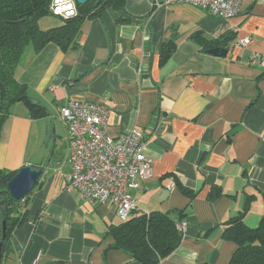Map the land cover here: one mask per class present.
<instances>
[{"label": "crops", "instance_id": "obj_1", "mask_svg": "<svg viewBox=\"0 0 264 264\" xmlns=\"http://www.w3.org/2000/svg\"><path fill=\"white\" fill-rule=\"evenodd\" d=\"M156 1L127 0L125 10L85 20L77 48L49 43L23 54L17 79L48 114L35 119L24 104L12 106L1 133L0 169L30 164L43 173L4 264H144L111 248L107 231L122 222L114 206L92 204L70 186V138L59 111L71 99L110 107L107 129L114 137L133 128L144 132L154 176L134 191L138 209L131 215L168 211L176 220L185 210L179 247L157 264H229L237 245L223 232L248 196L254 199L245 223L259 224L264 79L258 76L264 66L254 55L264 59V0H244L229 19L188 3L157 8ZM229 32L223 57L193 39ZM245 37L250 44L240 43ZM170 41L175 51L161 65ZM177 182L196 193L191 202ZM214 186L222 195L211 201Z\"/></svg>", "mask_w": 264, "mask_h": 264}, {"label": "trees", "instance_id": "obj_2", "mask_svg": "<svg viewBox=\"0 0 264 264\" xmlns=\"http://www.w3.org/2000/svg\"><path fill=\"white\" fill-rule=\"evenodd\" d=\"M96 1L91 0L84 5L77 4V16L70 19L58 17L60 19L58 25L43 29L40 26V19L46 14L53 15L49 9L51 0H0V140L13 105L24 104L30 116L35 119L48 114L47 109L30 95L29 87L21 83L16 76L19 62L27 48L32 46L39 52L49 43H54L63 50L77 48L85 20L98 17L107 9L125 10L127 3V0H100L95 4ZM193 39L204 51H208L219 46L226 47L233 39V33L223 34L216 39H207L201 34H196ZM174 51L173 41L163 46L161 65L171 58ZM258 79H264V70ZM18 171L0 169V241L3 221L7 220L0 264H4L12 250L13 230L28 218V202L34 190L24 199L15 200L11 197L8 183ZM177 184L191 202L196 193L178 182ZM221 195V187L214 186L208 198L214 201ZM253 199V195L248 196L238 215L226 223L223 238L237 245L229 264H264V214L256 227H250L245 223ZM184 218L185 210L179 211L176 220L168 211L133 214L126 221L111 226L106 236L113 239L111 248L123 250L144 264H157L179 247L184 232L177 228V224Z\"/></svg>", "mask_w": 264, "mask_h": 264}, {"label": "built area", "instance_id": "obj_3", "mask_svg": "<svg viewBox=\"0 0 264 264\" xmlns=\"http://www.w3.org/2000/svg\"><path fill=\"white\" fill-rule=\"evenodd\" d=\"M244 0H161L160 8L173 3H188L223 19L237 15ZM77 0H51L50 12L59 18L70 19L78 15ZM252 39L240 40L242 45ZM254 58L264 66V59ZM111 108L84 99H71L60 108V117L70 138L69 183L92 204L111 203L122 221L138 209L134 191L153 178L154 162L145 153L144 132L133 128L117 137L107 129ZM175 187L171 183L169 188ZM187 222L177 224L184 232Z\"/></svg>", "mask_w": 264, "mask_h": 264}, {"label": "water", "instance_id": "obj_4", "mask_svg": "<svg viewBox=\"0 0 264 264\" xmlns=\"http://www.w3.org/2000/svg\"><path fill=\"white\" fill-rule=\"evenodd\" d=\"M91 0H77L79 5H84ZM100 0H97L95 4H98ZM209 53L219 57L226 56L228 51L225 47H215L208 50ZM43 170L41 168H34L32 165L27 164L9 181L8 191L11 197L15 200L24 199L36 186L39 178L41 177ZM7 220L3 221L2 225V240L0 241V257L3 246V241L6 238Z\"/></svg>", "mask_w": 264, "mask_h": 264}, {"label": "rangeland", "instance_id": "obj_5", "mask_svg": "<svg viewBox=\"0 0 264 264\" xmlns=\"http://www.w3.org/2000/svg\"><path fill=\"white\" fill-rule=\"evenodd\" d=\"M59 23H60V19L53 15L46 14L40 19V26L43 29L53 27V25L55 26V25H58Z\"/></svg>", "mask_w": 264, "mask_h": 264}]
</instances>
